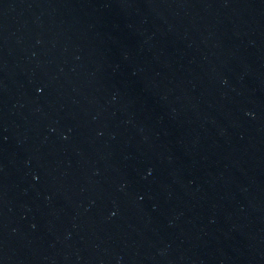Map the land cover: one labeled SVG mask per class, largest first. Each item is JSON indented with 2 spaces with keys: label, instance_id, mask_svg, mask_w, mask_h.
Returning a JSON list of instances; mask_svg holds the SVG:
<instances>
[{
  "label": "water",
  "instance_id": "95a60500",
  "mask_svg": "<svg viewBox=\"0 0 264 264\" xmlns=\"http://www.w3.org/2000/svg\"><path fill=\"white\" fill-rule=\"evenodd\" d=\"M0 264H264V0H0Z\"/></svg>",
  "mask_w": 264,
  "mask_h": 264
}]
</instances>
